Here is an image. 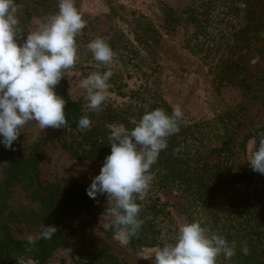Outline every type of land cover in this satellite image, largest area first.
Returning a JSON list of instances; mask_svg holds the SVG:
<instances>
[{"label":"trees","instance_id":"1","mask_svg":"<svg viewBox=\"0 0 264 264\" xmlns=\"http://www.w3.org/2000/svg\"><path fill=\"white\" fill-rule=\"evenodd\" d=\"M214 1L195 0L196 6L191 7L188 18L195 23L196 35L214 42L209 46L219 49L220 39L231 40L229 54L222 57L214 72L217 87L242 89L258 99L255 109L260 111L264 109V63L254 62L251 50L264 39V0H221L218 16L223 17L212 20ZM38 2L44 8L49 4V0ZM16 3L20 27L37 13L39 4L33 7L27 0ZM203 4L209 9L207 16L200 14ZM62 98L66 101L68 123L65 129H56L61 146L77 159L97 161L100 169L111 151L110 125L124 124L132 129L145 112L161 108L171 114L173 109L164 100L149 101L139 96L135 105H108L99 111H89L81 100ZM232 115L233 111L213 121L181 122L180 132L168 138V147L160 153L151 173L159 176L161 185L176 184L182 188L190 222L200 220L230 244L235 241L236 255L230 260L220 256L218 264H264V174H255L251 168L233 169L235 158L245 151L248 140L264 134V114H260L256 124L251 119V128L243 132L235 130L243 120L235 117L238 121L235 124ZM83 116L92 121L91 130L82 131L78 127ZM226 116L231 120L225 121ZM243 116L247 120L251 113ZM40 146L39 141L27 145L23 134L14 141V150L0 145V264H23L27 260L31 264H44L53 251L93 222V211L108 199L101 194L95 199L87 195L93 178L81 182L77 178H64L45 183L40 174ZM177 148L180 151L174 153ZM136 202L141 206L140 218L144 223L138 236L130 239V249L173 243L178 227L174 226L177 222L167 207L152 199L137 198ZM78 209L85 210L86 215L77 227H59L51 238L41 236L31 244L28 239L17 237L11 227L14 222L25 220L59 225L67 212ZM105 230L114 234L111 228ZM245 245L248 255L241 251ZM73 249L81 264H127L113 252L81 238L74 241Z\"/></svg>","mask_w":264,"mask_h":264},{"label":"rangeland","instance_id":"2","mask_svg":"<svg viewBox=\"0 0 264 264\" xmlns=\"http://www.w3.org/2000/svg\"><path fill=\"white\" fill-rule=\"evenodd\" d=\"M27 1L33 7L37 3L39 6L37 13L19 27L22 33L17 36L18 43L26 39L27 32L36 30L44 20L58 11V0H49L47 8L40 6L39 0ZM220 2L221 0H215L212 4V20L223 17V14L218 16L221 11ZM75 6L86 21V27L75 38L78 61L72 69L64 73L65 77L55 86L58 96L81 100L86 105V92L79 86L80 81L90 73H103L107 70L106 66L93 59L87 45L95 38L102 37L107 39L115 53L114 64L111 65L113 76L110 78L107 100L103 106L135 105L139 96L149 101L161 99L172 108L180 105L184 114L182 122L186 124L213 121L226 112L233 111V123L238 122L235 117L243 120V124L235 128L242 132L251 128V119L256 124L260 114H264V109H255L259 104L258 99L251 98L242 89L234 86L217 87L214 72L222 57L229 54L231 48L228 45L231 40L220 39L221 45L217 49L209 46L213 41L196 35L195 23L191 17L188 18L191 7L196 6L195 0H75ZM201 6L200 14L207 16V5ZM217 23L215 21L214 26ZM212 30L215 35L216 29ZM262 44L264 39L251 50L254 62L264 63ZM245 113H251L247 120L243 119V115H247ZM228 119L230 117L226 116L225 121H229ZM21 134L27 145L36 141L41 143L40 174L45 183L64 178L87 181L100 173L97 161L77 159L64 149L55 128L41 130L35 122H29L21 129ZM255 139V147H259V138L249 139L245 151L234 160V170L251 168L248 159L251 142ZM254 173L260 174L255 171ZM152 175L150 189L142 199L163 203L177 222L175 227L190 223L186 204L181 196L182 188L176 184L161 185L159 176ZM254 178L256 185L258 176L255 175ZM108 206H111V202L108 203L107 199L93 211V222L53 251L44 264H81L73 249V243L78 238L113 252L124 263L154 264V253L160 247L132 250L128 244L122 246L113 233L105 230L107 227L104 224L108 223L110 217H105L102 222L101 219ZM85 215V210L78 209L67 212L59 225L25 220L14 222L11 227L14 234L21 239H28L29 236L38 239L41 237L43 225L55 226L56 229L64 226L77 227ZM23 264H31V260Z\"/></svg>","mask_w":264,"mask_h":264},{"label":"clouds","instance_id":"3","mask_svg":"<svg viewBox=\"0 0 264 264\" xmlns=\"http://www.w3.org/2000/svg\"><path fill=\"white\" fill-rule=\"evenodd\" d=\"M18 12L16 0H0V145L5 149H13L21 129L29 122H35L41 130L66 128V101L56 94L55 86L78 61L75 38L86 27L75 0H58L57 13L18 43L17 36L22 33ZM87 48L93 59L107 68L103 73H90L79 84L86 92V109L99 111L107 100L115 53L102 37L90 41ZM183 115L177 104L171 114L161 108L145 112L132 129L124 124L109 126L110 154L86 192L93 199L98 194L107 196L111 206L102 214L101 222L110 217L104 227L114 230V238L122 246L142 228L144 220L136 200L150 189L151 167L167 149L168 138L180 132ZM78 127L91 130L92 121L83 116ZM255 145L256 139L251 142L248 164L264 174V134L259 136V147ZM179 151L177 148L174 153ZM55 230V226L43 225L41 236L51 238ZM28 242L34 243L31 236ZM241 251L249 254L246 245ZM235 255V241L230 244L219 232L194 220L179 225L174 242H165L157 249L154 264H217L218 257L230 260Z\"/></svg>","mask_w":264,"mask_h":264}]
</instances>
